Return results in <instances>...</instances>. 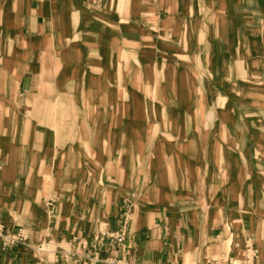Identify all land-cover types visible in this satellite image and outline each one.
Returning a JSON list of instances; mask_svg holds the SVG:
<instances>
[{"label":"crops","instance_id":"1","mask_svg":"<svg viewBox=\"0 0 264 264\" xmlns=\"http://www.w3.org/2000/svg\"><path fill=\"white\" fill-rule=\"evenodd\" d=\"M246 109L264 130V0H0V227L28 237L0 264H264ZM129 202L128 248L94 244Z\"/></svg>","mask_w":264,"mask_h":264},{"label":"rangeland","instance_id":"2","mask_svg":"<svg viewBox=\"0 0 264 264\" xmlns=\"http://www.w3.org/2000/svg\"><path fill=\"white\" fill-rule=\"evenodd\" d=\"M203 82H202V89L203 91L205 92V94H207V98L205 99L206 102L208 104H210L211 108L213 106H215L216 108H214V113H219L220 112V116H224L225 118H230L232 117V115H229V114H225V110L228 109L230 106H231V103L234 104L235 100L234 99H230V98H210L209 95H212V94H216V92H213V91H217L220 95L222 94H226V95H229V92L230 94L234 93L233 88H230L228 85H226L225 82L223 81H220L219 83H215V82H212L210 81V78H214L210 73H204L203 72ZM215 87V90H213ZM217 87V88H216ZM213 92V93H211ZM234 101V102H233ZM238 101H242V102H248V100H244V99H240ZM252 104H256V106H258L257 102H254V101H251ZM218 108V109H217ZM225 109V110H224ZM251 111V114L250 116L248 115V111ZM247 111V114H238L236 115V118L239 119L240 121V125H242V122H245L246 124V121H247V118H252V119H255V128L253 129V131H247V132H242V131H238L237 129L234 130V133L236 134V136L238 135V137L240 138H243V139H249L251 142L252 140H255V141H258L260 143H263L264 144V130H259V123H258V117H260L259 114H254V112H252L251 109H246ZM225 114V115H224ZM262 122L264 123V119L262 120ZM245 134V135H244ZM256 147V149L254 148ZM252 148L253 150V156H252V160H251V163H250V166H251V170L253 171H260L262 173H264V151H260L259 150V147L258 146H254ZM53 199H49L48 200H45V205L47 206V211L48 213L50 211H52L54 208V204H53ZM50 217L53 216V212H51V214H49ZM101 224H99L98 226V232L97 234L100 232L102 226ZM97 234L94 233V244H101L102 242L100 241V237L98 236L97 237ZM25 235V233H24ZM18 236V235H17ZM26 236V235H25ZM27 236H26V241H27ZM252 246L255 248L254 244L252 243ZM256 249V248H255ZM257 250V249H256ZM259 253V251L257 250V254Z\"/></svg>","mask_w":264,"mask_h":264},{"label":"built area","instance_id":"3","mask_svg":"<svg viewBox=\"0 0 264 264\" xmlns=\"http://www.w3.org/2000/svg\"><path fill=\"white\" fill-rule=\"evenodd\" d=\"M131 209V202L124 206L120 215L119 225L115 230L101 229L100 232L97 234V237H100L101 242H105L106 240H108L111 243L112 248H114L118 252H123L128 248L126 242L129 235ZM0 238L7 246H13L16 244H27L26 236L24 234L21 236L10 235L5 232L4 228L2 227H0ZM39 249H42V247ZM257 258V250L252 246L251 243H248L245 248V253L240 258L218 257L207 261L205 264H255ZM146 264L156 263L150 262Z\"/></svg>","mask_w":264,"mask_h":264}]
</instances>
